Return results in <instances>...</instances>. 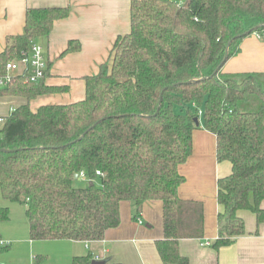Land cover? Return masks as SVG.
<instances>
[{"label": "trees", "instance_id": "obj_1", "mask_svg": "<svg viewBox=\"0 0 264 264\" xmlns=\"http://www.w3.org/2000/svg\"><path fill=\"white\" fill-rule=\"evenodd\" d=\"M69 14L70 8L28 9L23 33L8 38L0 53V76ZM263 33L264 0H131L130 32L98 73L84 78L83 100L32 111L38 97L68 91L48 86L47 73L0 89L27 101L0 129V222L10 218L4 199L26 208L32 240L94 242L120 225L122 202L133 203L138 218L144 203L158 200L161 259L188 264L178 242L203 237L204 208L179 198V167L192 154L201 119L217 138L218 160L232 166L218 181L214 247L246 233L242 211L264 223V74L223 71L245 39ZM80 48L71 41L62 55ZM81 172L85 186L75 178ZM92 262L87 256L73 264Z\"/></svg>", "mask_w": 264, "mask_h": 264}, {"label": "crops", "instance_id": "obj_2", "mask_svg": "<svg viewBox=\"0 0 264 264\" xmlns=\"http://www.w3.org/2000/svg\"><path fill=\"white\" fill-rule=\"evenodd\" d=\"M30 8H70L68 17L55 22L50 36L36 42L43 48L47 63L46 84L65 86L68 91L38 97L30 102L31 110L83 100L84 78L97 74L100 66L110 60L117 39L130 32L131 0H0V53L8 38L23 33ZM258 37L254 34L242 42L241 52L224 66L225 73H264V38L259 34ZM71 41L79 42L80 50L62 55ZM26 103L23 97L0 95V118L4 120L0 129L5 118ZM199 122L193 133L192 154L179 167L185 180L178 195L183 201L202 204L204 231L201 239L180 240L178 253L188 264H264V223L258 224L251 211L239 213L245 222L244 235L229 246L214 247L220 211L218 181L231 174L232 166L218 160L217 138L204 129L201 119ZM1 204L8 207L10 218L0 222V240L8 244L0 254V264H73L76 258L87 256L108 264H168L157 248V243L164 240L161 201L144 203L138 218L135 205L122 202L120 225L94 242L32 240L26 208L4 199ZM261 208L264 209V202Z\"/></svg>", "mask_w": 264, "mask_h": 264}, {"label": "built area", "instance_id": "obj_3", "mask_svg": "<svg viewBox=\"0 0 264 264\" xmlns=\"http://www.w3.org/2000/svg\"><path fill=\"white\" fill-rule=\"evenodd\" d=\"M47 63L44 57L43 48L34 44L29 53H23L22 57L15 62L8 63L6 73L0 76V89H4L15 83L18 77H23L26 82L35 83L46 76ZM4 120L0 118V122ZM100 175V173H97ZM81 180H86L84 172L78 176ZM209 245V244H208ZM8 246L4 241H0V247Z\"/></svg>", "mask_w": 264, "mask_h": 264}, {"label": "rangeland", "instance_id": "obj_4", "mask_svg": "<svg viewBox=\"0 0 264 264\" xmlns=\"http://www.w3.org/2000/svg\"><path fill=\"white\" fill-rule=\"evenodd\" d=\"M256 36H257V38H259V37H258V34H256ZM262 37L264 38V34H262L260 38H262ZM2 48H3V47L0 46V50H1ZM263 74H264V73H263ZM82 182H83V183H81V180H80V181L78 182V185H79V186H85V185H86V182H84V181H82ZM95 183H96L97 186H101V181H100V180H97ZM240 214H241V213H240Z\"/></svg>", "mask_w": 264, "mask_h": 264}, {"label": "water", "instance_id": "obj_5", "mask_svg": "<svg viewBox=\"0 0 264 264\" xmlns=\"http://www.w3.org/2000/svg\"><path fill=\"white\" fill-rule=\"evenodd\" d=\"M196 126H200L199 119H195ZM76 179H78V175L75 176ZM92 264H106L105 261H93Z\"/></svg>", "mask_w": 264, "mask_h": 264}, {"label": "bare ground", "instance_id": "obj_6", "mask_svg": "<svg viewBox=\"0 0 264 264\" xmlns=\"http://www.w3.org/2000/svg\"><path fill=\"white\" fill-rule=\"evenodd\" d=\"M141 223V222H140Z\"/></svg>", "mask_w": 264, "mask_h": 264}]
</instances>
